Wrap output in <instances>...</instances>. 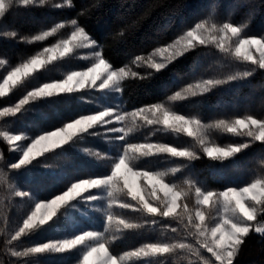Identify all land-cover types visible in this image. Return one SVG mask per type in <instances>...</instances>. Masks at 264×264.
<instances>
[{
	"label": "trees",
	"instance_id": "16d2710c",
	"mask_svg": "<svg viewBox=\"0 0 264 264\" xmlns=\"http://www.w3.org/2000/svg\"><path fill=\"white\" fill-rule=\"evenodd\" d=\"M74 19L97 43L102 57L112 68H130L137 72L121 83L118 98L122 111L168 105L175 112L196 118L205 125L245 115L264 119V68L241 59L231 50H221L213 45L196 46L174 58L158 72L140 67L136 62L138 56H150L204 22L238 26L243 36L264 40V0H47L43 4L17 5L0 20V61H4L0 64V78L8 70L66 37L74 28L71 24ZM59 23L65 26L43 40L28 43L23 39L51 31ZM86 66L72 54L48 64L27 77L11 93L0 97V109L15 105L32 89L61 80L68 73ZM252 69L255 71L251 76L242 75ZM230 76L237 79L230 80ZM210 79H219L223 83L212 85L209 90L203 82ZM196 85H200L199 95L183 100L170 99L183 89H195ZM106 104V99L97 91L60 93L29 100L14 116L3 119L2 124L12 132L36 137L60 129L80 117L97 113ZM102 132L103 129H90L33 159L25 168L14 170L17 185L34 198L46 201L65 192L75 182L107 176L111 169L110 156H116L119 151ZM218 135L214 138L219 144L239 142L241 138L224 135L220 139ZM163 136L166 139L162 142L166 144L178 140L172 134L165 133ZM144 138V135L135 132L125 143L137 144ZM0 153L4 158H10L9 145L1 136ZM196 154L200 159L152 155L139 159L135 168L165 173L167 182L186 191L181 208L186 206L193 216L198 207L194 195L196 189L220 192L241 187L264 176V143L260 141L252 142L249 148L233 158L220 160L204 152ZM118 198L123 205L135 203L129 197L118 195ZM151 202L156 205V200ZM177 213L161 216L121 207L114 209L112 218L117 221L109 223L97 219L95 213H91L92 220L81 218L75 212L74 216L83 222L85 228L104 232L105 239L119 237L109 246V252L119 258L144 245L181 242L194 245L193 240L186 237L183 225L172 218ZM5 214L9 217L0 220V261L3 264H23L26 259L12 257L10 249L22 250L25 243H6L10 238L7 225L15 214L10 199L5 202ZM258 219L264 221V213ZM121 222L141 227L123 228ZM69 223H72L69 219H54L41 231V240L58 237L64 231V225L70 226ZM118 224H121L122 231L115 233L112 227ZM190 253H172L169 249L167 253L141 257L125 264H189V260L195 258L190 257ZM80 257L79 250L75 249L38 256L36 261L38 264H74ZM234 264H264V234L250 233Z\"/></svg>",
	"mask_w": 264,
	"mask_h": 264
},
{
	"label": "rangeland",
	"instance_id": "374dc122",
	"mask_svg": "<svg viewBox=\"0 0 264 264\" xmlns=\"http://www.w3.org/2000/svg\"><path fill=\"white\" fill-rule=\"evenodd\" d=\"M35 4H43V3H35ZM21 5H23V4H21ZM31 5H33V4H31ZM0 20H1V18H0ZM213 24H215V23L207 22V24H206V28H208V31H206L203 34L206 42L201 44V43H199V40H197V42L195 43V45L193 47L201 46V45H213V46L220 48L218 46L217 41L224 39V35L222 33L211 31V25H213ZM215 25L217 27H222L224 24H215ZM234 27H238V26H234ZM195 28L196 27H194L193 29H191L189 31H193ZM238 28H240V27H238ZM74 30H75V28H73L66 37H64L60 40L70 39L71 34ZM189 31L185 32L180 37H178L171 45L175 44L178 40H181L182 37H185ZM242 33L243 32L241 29V33L238 37L237 36H230V34H229L230 38L228 39V42L225 45V50H231L234 54L237 55L236 49L239 47V38L264 41L263 39L257 38V37H245L242 35ZM88 37H89V40L91 41L92 38L89 35H88ZM59 41H57L56 43H54L50 46H47L46 48H51L53 45L59 43ZM92 41H94V40H92ZM169 46L164 47V48H169ZM193 47H191V48H193ZM191 48L186 49L183 52V54H185ZM43 50L40 53H38L37 55H40L41 53H43ZM157 51L158 50H156L154 53H156ZM97 52H99L101 55V52H100L99 48L97 47V43H95V44H90L89 47H86V48L76 47L64 55H60L59 50H57V52L54 53V58H52L53 53L47 57L48 62H45V56L42 55L40 59L43 60V64H41L39 67L33 69L27 75L19 76L18 78L15 79L14 83L12 81H10L9 85L6 86V91L4 92L3 95H0V97H4V96L8 95L9 93H11L13 91V89L17 88L20 84H22V82H24L27 77H29L30 75H33V73L42 69L46 65L54 63L63 57L65 58L66 56H68L70 54L76 55L79 59H81L87 65L83 69L75 70L72 72H86L90 67L93 66V64L96 63V53ZM248 52L251 53V55L253 56L254 59H258L260 56V50H259L258 45L253 46L252 48L250 46V49H247V48L242 49L240 54L237 56L240 57L241 59L247 60L245 58V55ZM37 55H35V56H37ZM45 55H47V54H45ZM150 56H152V54ZM150 56H148V57H150ZM179 56H181V55H177L174 58H177ZM154 59L157 62H160L162 59V55L157 54L154 57ZM247 61H250V60H247ZM23 65H26V62L18 65L15 68H19L20 66H23ZM138 65L140 67L154 69V68L148 67L147 63H138ZM13 69L14 68L8 70L0 78V88L5 87L4 86V79H7L8 75L12 72ZM124 69L131 70V72H133V73H137V72H134V70L130 69V68H124ZM109 70L119 71L120 69H114L111 67V69H109ZM69 74L70 73H68L61 80L50 81V82L44 83L41 86L32 89L30 92H34L38 89H44L43 88L44 85H62V81L64 79H66ZM124 79L121 80V83L123 82ZM96 83H97V87H95V88L85 86V87H83L77 91L85 90L89 93H92V92L95 93V91H97V93H99V95H102V98L106 99V101H107V104L103 109H101L97 113H94V114L88 115V116H98L99 113H101V112H108L109 115L105 116V117H101L100 120H94V123H93V121H89V123L92 124L91 127H87L86 125H81L80 129L84 128V127H87V131H89L90 129H93V128L103 129L102 133H104V135L107 136V139L113 143V146L117 147L119 152L117 153L116 156H110L111 157V163H110L111 169H110V172L107 176L95 178V179H90V180H80L78 182H75L74 184L84 182V181H101V182H107V183H101L98 185L97 184H82L81 185L82 190H79L78 192H76L74 194V196H75L74 199H69L67 202L63 201L60 205L55 207V209H54L55 215H53L51 217V219H47V217H48V215H47L44 217V220L42 223L40 221V217L38 215L37 219L35 221H33V223H32L33 227H31V229L26 230V234L22 235L21 238L18 241H16L17 243L24 242L25 243L24 248H26V247H38V246H41L44 244H58L59 242H62L65 240H71V239L76 238L77 236L84 235L87 232L100 233L104 236V232H101L98 230H90L88 228H85L86 226L83 224V222H80L79 219L74 216V212L77 213V215L79 217L84 218L86 220H92L93 218L91 217V213H95L97 219L100 218L99 220H103L105 223H109L112 220L117 221L115 217L112 218L113 213H114V209L121 208L124 206L121 203V200H119L117 194H114L113 196H109L108 191H109L110 185L112 183H116L118 185H123L126 190L130 187L132 193L136 196H141L143 194L142 193L141 178L140 177H133L131 175V173L128 171L130 165L128 164L127 159H126L127 155L139 154L141 151L149 150L147 148L141 149L139 147L141 145H145V146L153 145V146H155L152 149H150L153 152L152 155H169L172 158H177V157H184V156L188 157L187 153L192 152V151H195L196 153L197 152H204L203 151L204 147H209V148L221 147V148H223L227 145L235 146V145H239L241 143H246V142L251 141L250 137H241L239 142L219 144L218 142H216L217 138H216V140L214 138L215 135L219 134L218 137H220V139L224 135H231V136H233V135L230 133L220 132L217 130L210 129L205 133V135L207 137V142L204 145H201L199 143V138L195 135V133H197L200 130L201 126L205 125L200 120H198L196 118H190V117L181 115V114L175 112L174 110H172L168 105H154V106H150V107L141 108V109H138V110H135L132 112H124L121 110V107H120L119 98H118L119 92L115 91L112 88L100 89L98 87L100 80H97ZM120 87H121V84H120ZM49 91L52 92V95L70 92V91H59L58 89H55V88L49 89ZM48 96H50V95H40V96H35V97H29L27 94L22 99H20L15 105L7 106V107L0 109V136L8 143L9 150H10V158H4L3 155L0 153V157L3 158L2 160H0V220H1V218H5L8 215L10 216V212L8 215L5 214V202L6 201H9V199H10L11 206H13V208H15L14 217L11 219L10 223L7 225L9 236L13 235L18 230L19 227L23 226V221L31 213V211L34 208V205L37 202L47 203L48 201H50V200L54 199L55 197L64 193L63 192V193L55 196L54 198H52L50 200H46V201L38 200V199L34 198V196L31 193H29L30 194L29 197H17V196L12 194L13 190H19L21 192H24L17 185L16 180H15L14 175H13V171L14 170L15 171L21 170V169L25 168L27 165H29L33 161V159L41 156L42 154H44L50 150H53L55 148H49L48 147L49 141H47L46 143L38 146L36 149H33L29 153V155L25 158L24 152L27 150L28 145H30L39 136L50 133V132L40 134L36 137H33V136H31L27 133H24V132L23 133L22 132H12L11 130H8L6 128V126H4L2 124V120L7 118V117L14 116L20 110V108L24 105V104L20 105L21 100H25V99L27 101L36 100V99L45 98ZM17 105H19V107H17ZM17 108H19V110L14 115L5 113V109H14L15 110ZM117 116L123 117V119H116ZM84 117H86V116H84ZM179 117H183V120L178 119ZM80 118H78V119H80ZM241 118H243V117H241ZM254 118H256V117H254ZM78 119H76V120H78ZM76 120H73L68 124H71ZM101 121H111V122L110 123H101ZM185 121H187V123H185ZM133 122L135 124V127H133L132 131L128 132L127 129L129 126H131L133 124ZM117 128H121L124 131H113L114 129H117ZM141 129H142V131H140ZM54 131H56V130H54ZM87 131L78 130L75 132L74 135H72L70 133L71 139L74 138L75 136L81 134V133L85 134ZM51 132H53V131H51ZM126 132H127V134H125ZM135 132H138V134L144 135L145 138L137 144H126L125 142H126L127 138ZM165 133L172 134L178 140L176 142H172V144H166L165 142H162V139H166L163 136V135H165ZM19 135L26 136L27 139L26 140H11L10 141L11 144H9V141L5 139V137H13V136H19ZM236 137H238V136H236ZM71 139H69V140H71ZM79 139H81V138H79ZM62 145H64V144H62ZM62 145H60L59 147H61ZM160 146H163V149H161ZM56 148H58V147H56ZM172 149H174L175 151L174 152L169 151ZM182 154H186V155H182ZM152 155L141 156L140 159L144 158V157H150ZM220 155H221L220 153H214L213 156H209V155H207V156H209L211 158L220 159V160L225 159V158H219ZM235 156H236V154L234 156H230L228 158H233ZM104 157H106V156H104ZM228 158H226V159H228ZM121 161H124V163L121 165V167L119 169H116L115 165ZM13 164L19 165V168L18 169H12L11 166ZM113 171L116 172L115 177L112 176ZM132 171L133 172H135V171L150 172L148 170L138 169V168H134V169H132ZM150 173H156V172H150ZM255 180L256 179H254L251 182H254ZM146 182L150 185H154L155 186L154 190H158V191H155V196L151 200L148 201L150 205H152L154 207L155 205L152 204L151 201L157 200L160 196H163L164 200H165V204L168 207V215L176 214L181 209V200L185 196V192L180 191L179 188H176L173 184H170L169 182H167L165 177H164L163 181L157 179V180H146ZM250 183H248V184H250ZM164 184H167L168 188H165ZM248 184L243 185V186L238 187V188H235V189L239 190L242 187L248 186ZM223 191H225V190H223ZM223 191H220V192H223ZM257 191H259V190L257 189ZM210 193L215 194V193H219V192L204 191L202 189H196L195 190L194 195H195V200H196L198 207H197V210L195 212V216L191 215L190 213H189V215L191 217L195 218L202 228H204V227L207 228V231L205 232V236H208L211 233L212 229L217 228L218 231L215 233V235L221 236L220 241L218 242V245L220 247H224V246H227L229 244V242L232 240V237L228 234V232L224 231V226L222 223V221L227 219L228 212L225 210L223 205L220 203H217V206L215 209L212 208L211 201L217 199V197L215 195H212L211 198H209ZM252 195H253V193H251V192L248 193L249 197H252ZM91 197H96V199H91ZM144 199L147 200L148 197L145 196ZM234 199H239V198L234 197ZM51 211H53V207L49 209V213ZM59 215H62V217H60ZM56 218H59V219L63 218L64 221L69 219V221H71L72 223L71 224L69 223L70 226L64 225V231H61V233L58 237H54V238L51 237V238H48L47 240H44V241L41 240V238H40L42 236L41 231L46 229L49 224L53 223L54 219H56ZM185 219H186L185 223L189 224L190 221L187 218H185ZM7 221H9V220H7ZM37 224H39V226H36ZM67 228H68V230H67ZM186 237L193 240L194 245H195V242H196L195 236L189 235L187 232ZM93 243H95V241H89V245H91ZM180 244H186V243L181 242ZM154 245L163 246L166 244H154ZM75 249L79 250L81 257H80L79 261L74 263V264H82L83 256L87 251V246H85V245H76V246L68 248L62 252L45 251V252H40V253H33L29 257H25V259L29 262V264H38L36 261V257H38V256H45V254H60V253L72 251ZM163 249H165V248L159 247V248H156L155 251H154V249H149L145 253H141L138 256H135L131 259H128L125 263H129V262H131L135 259L141 258V257H148L149 255L162 253L161 250H163ZM17 250H21V248H18ZM133 252H135V251H133ZM202 255H204L205 257L211 256V254L206 252V251L202 252ZM105 256H112L117 261H119V258H120V257L118 258V257L113 256L109 252V250L105 253H101V257H105ZM189 256L195 257L193 255V253H190ZM193 260H196V257L193 258ZM198 263H199V261H198ZM90 264H97L95 257H93V259L90 261Z\"/></svg>",
	"mask_w": 264,
	"mask_h": 264
},
{
	"label": "clouds",
	"instance_id": "9594fccd",
	"mask_svg": "<svg viewBox=\"0 0 264 264\" xmlns=\"http://www.w3.org/2000/svg\"><path fill=\"white\" fill-rule=\"evenodd\" d=\"M38 3H45L46 0H37ZM23 4V0H0V12L3 13V16H0V18H3L6 14L13 11V9L17 5ZM72 26L75 28V30L71 34L70 39L66 40H60L59 43L53 45L51 48H44L43 53L40 55L34 56L30 58L28 61H26V64H30L33 60H38L41 58V56H45V62L47 61V57L50 56L52 53L57 52H63L65 48L72 47V49L76 47L86 48L89 47L90 44H95V41L88 40H80L77 41L75 37H77L79 31H84L83 27H80L77 24V21L71 20ZM65 25L63 23H59L52 27L51 31H44L40 34H37L32 37H23L25 41L28 43H32L33 41H40L43 39H40V37H48L53 34H55L58 29L63 28ZM241 29V28H240ZM86 33V32H85ZM11 35H16V33H10ZM250 39H243L239 38V45L243 44L245 42H249ZM262 51L260 53L259 58L257 59L258 68H264V43L261 44ZM47 54V55H45ZM182 55V54H181ZM103 61L108 65V68L111 69V65L107 63V61L100 55L99 52L96 53V63L93 64L92 67H90L86 72H72L70 73L66 79L62 81V84H68L69 79L72 77H75L74 82L71 84V91H77L85 86L95 88L97 87V83H93L92 80H88L85 82L84 76L86 73L91 72L94 68L98 66V64ZM166 68V67H164ZM162 68V69H164ZM124 69V68H122ZM119 71H112L108 70L107 72L103 73L100 78V83L98 87L100 89H106V88H112L115 91H121V70ZM161 71V70H160ZM253 71L255 69H252L251 71L243 72V76H251ZM113 76H116L117 79L113 80ZM129 76H132L130 73ZM124 79V78H123ZM230 80L237 79L236 76H230L228 77ZM111 81V83H109ZM206 87H209L216 84L223 83L222 80L216 79H210L203 82ZM84 85L81 87V85ZM107 85V87H106ZM52 85H44L43 88L51 87ZM189 88L183 89L180 92H177L174 96L170 97L172 100H183L187 99L189 96H197L199 95L200 85H196L195 89L192 88V91L188 90ZM42 89H38L34 92H29L28 96H33L36 92L41 91ZM70 91V92H71ZM26 100V99H25ZM24 100L20 101V104L23 103ZM19 107V105H17ZM14 109H5V113H11ZM108 112H101L98 116H86L81 117L80 119L74 121L71 124H67L64 127L41 135L38 138H36L30 145H28L27 150L24 152L25 158L29 155V153L36 149L41 144L46 143L49 141L50 138H52L55 134L61 133L65 136L70 135L69 129L72 126H81L86 125L89 123V121L94 120H100L101 117L108 116ZM116 119H123V117L117 116ZM178 119L183 120V117H179ZM111 121H101V123H110ZM187 123V121H185ZM133 127H135V124L128 127L127 131H132ZM217 130L220 132H226L230 133L234 136L238 137H250L251 141L246 143H241L239 145H227L223 148L221 147H204L203 151L206 155L210 151H215L216 153H220L219 158H228L230 156H234L235 154L240 153L242 150L249 148L252 145V142L260 141L264 143V119H257L254 118L252 115H245L243 118H233L231 120H219L214 121L211 123H208L206 125H202L200 130L195 133V135L199 138V143L201 145H204L207 142V137L205 133L208 130ZM81 131H87V127L81 128ZM113 131H124L121 128L114 129ZM127 134V132L125 133ZM6 140L9 141V144L11 140H26L27 137L23 135L19 136H13V137H5ZM141 149H149L145 151H141L139 154H133V155H127L126 159L128 164L130 165L128 171L131 173L133 177H140L141 178V184H142V195L136 196L132 193L131 188L129 187L127 190L123 185H118L116 183H112L110 185L108 195L113 196L114 194H117L119 196L129 197L133 201H135L134 205H123L124 207H131L133 210L140 211L144 214H159L161 216H167L168 215V207L165 204V200L163 196H160L156 200V205L153 207L149 204V200H151L155 196L154 190L155 186L150 185L146 182V180H161L163 181L165 177V173L163 172H156V173H150L147 171H135L133 172L132 169H134L137 165V162L139 161L141 156H149L152 155L153 152L150 150L152 149L153 145H141L139 146ZM161 149H163V146H160ZM88 151L87 149L85 150ZM169 151H175L174 149ZM187 156L189 159L192 160H198L200 159V156L196 154L195 151L187 153ZM3 158L0 157V160ZM124 163V161H121L115 165L116 169H119L121 165ZM12 169H18L19 165L13 164ZM173 171H176L175 169ZM112 176H116V172L113 171ZM101 183H107V182H101V181H84L77 184H73L70 188H68L67 191H65L63 194L55 197L54 199L48 201L47 203H41L37 202L34 205L33 210L28 215V217L23 221V226L19 227L18 230L10 236L9 239H7L6 243L8 245H13L14 242L18 241L22 235L26 234V230L31 229L29 227L30 223L32 224L33 221L37 219V216L39 215L40 221L42 222L44 220V217L49 215V209L53 207L57 202L63 200L67 202L69 199H74V194L76 193V189L80 188L82 184H101ZM165 188H168L167 184H164ZM178 187V186H175ZM257 189L259 191H257ZM180 191L185 192V195L187 194L186 191L181 188ZM253 193L252 197L248 196V193ZM13 195L17 197H29L30 194L27 192H21L19 190H13ZM212 195H215L217 199L212 200V208L215 209L217 206V203H220L223 205L225 210L228 212V217L224 221H222L224 226V231H227L228 234L232 237V240L229 242L227 246L220 247L218 245V242L220 241L221 236L215 235V233L218 231L217 228L212 229L211 233L208 236H205V232L207 231V228H202L197 220L189 215L187 207H183L180 209V211L177 213L176 216L172 217L173 219L178 220L183 227L185 228V231L188 232L189 235L196 237L195 245L191 244H180V243H174V244H166V245H144L140 249H137L135 252H128L125 253L123 256L119 258V261H117L112 256H105L101 257V253H105L109 250V246L111 243L114 242L115 239H118L119 237L113 236L111 238L105 239V237L100 233H93V232H87L84 235L77 236L74 239L71 240H65L62 242H59L58 244H44L38 247H26L23 250H16L15 248L10 249V255L12 257L16 258H25L29 257L33 253H39L41 251H56V252H62L68 248H71L76 245H85L87 246V251L83 256L82 264H90V261L93 259V257L96 258L97 264H125V262L128 259H131L135 256H138L141 253L147 252L149 249H156L159 247H163L165 249H170L172 253H176L179 251L184 252H191L193 255L197 258L196 260H189V264H197V260L199 261V264H234V261L236 260V257L240 254L242 246L246 242V238L250 235V233H260L264 234V221H261L258 219L262 213H264V176H262L259 179H256L254 182H251L248 184V186L242 187L239 190L235 188H229L223 192L215 193V194H209V198H211ZM147 196L148 199H144V197ZM234 197H238L239 199H234ZM91 199H96V197H91ZM187 218L190 223L184 224V219ZM123 228L131 229V228H138L141 227L139 224L135 223H124L121 222ZM121 224L114 225L112 227V231L115 233H119L122 231ZM36 226H39L37 224ZM176 229H173L175 231ZM89 241H95V243L89 245ZM107 245V247H106ZM208 252L211 254L210 257H205L202 255V252ZM0 264H3L2 261H0ZM23 264H29L27 260L23 261Z\"/></svg>",
	"mask_w": 264,
	"mask_h": 264
},
{
	"label": "snow or ice",
	"instance_id": "6c2138e0",
	"mask_svg": "<svg viewBox=\"0 0 264 264\" xmlns=\"http://www.w3.org/2000/svg\"><path fill=\"white\" fill-rule=\"evenodd\" d=\"M35 3H38L37 0H23V5L35 4ZM56 6H61V5H56ZM0 16H3L2 12H0ZM206 24H207V22L198 24L193 31H189L185 37L181 38V40H178L175 44L170 45L169 48L158 49V51L156 53H153L152 56H150V57L138 56L136 58V62L137 63H147L150 68H154L157 72L162 70V68L166 67L167 64L169 62H171L174 57H176L177 55L183 54V52L186 49L193 47L195 45V43L197 42V40H199V43H201V44L206 42L204 39V36H203V34L206 31H208V28H206ZM211 31L222 33L224 35V39L217 41L218 46L221 48V50H225V45L227 44L228 39L230 38L229 34H230V36H237L238 37L241 33L240 28L234 27L231 24H224L222 27H217L215 24H213V25H211ZM40 39H45V37H40ZM75 39L77 41L88 40L89 37L84 31H79L78 35H77V37H75ZM262 43H264V41H262V40H250L249 42H245L243 44H240L239 47L236 49L237 55L240 54L242 49H245V48L250 49V46L252 48L253 46H257V45L259 46V50L261 53V51H262L261 44ZM71 50H72V47H67V48H65V50L63 52H60V55H64L67 52H70ZM157 54L162 55V59L160 62H157L154 59V57ZM52 58H54V53H53ZM245 58L247 60H250L254 64L257 62V59H254L250 52H248L245 55ZM3 63H4V61H0V64H3ZM41 64H43V60L38 59V60H33L30 64L20 66L19 68H14L12 70V72L8 75L7 79H4V86L5 87L0 88V95L4 94V92L6 91V86L9 85L10 81H12L14 83L16 78H18L19 76H22V75H27L29 72H31L33 69L39 67ZM108 70H109L108 65L106 63H104L103 61H101V63L98 64V66L96 68H94L91 72L86 73V75L84 76V80L86 82L90 79V80H92L93 83H95L97 80H100L101 74L107 72ZM130 73L132 74V76L136 75V73L131 72V70L122 69L120 79H123L126 76H129ZM112 79L116 80L117 77L113 76ZM74 80H75V77H72L69 79L68 84L52 85L51 87L44 88L41 91L36 92L31 97L40 96V95H52V92L49 91V89H53V88L58 89L59 91H71V84L74 82ZM109 83H111V81ZM83 86L84 85L82 84L81 87H83ZM106 87H107V85H106ZM188 90L192 91V88H189ZM27 102H28L27 100H24L23 103L20 105L26 104ZM18 110H19V108L15 109L13 112H11L9 114L14 115ZM93 123H94V121H93ZM86 126L91 127L92 124L87 123ZM78 130H80V126H72L69 129V131L72 135H74L75 132ZM69 139H71V135L65 136L64 134L57 133L52 138L49 139L48 147L49 148L59 147L60 145L67 143ZM214 153H216V152L210 151L208 153V155L213 156ZM182 155H186V154H182ZM79 190H82V186L80 188L76 189L75 191L78 192ZM62 202H63V200H61V201L57 202L55 205H53V211H51L49 213L47 219H51V217L53 215H55V210H54L55 207L60 205ZM42 223H43V221H42ZM29 227H33V224L30 223ZM154 251H155V249H154ZM161 251L163 254V253H167L169 251V249H163ZM41 252H43V251H41Z\"/></svg>",
	"mask_w": 264,
	"mask_h": 264
}]
</instances>
